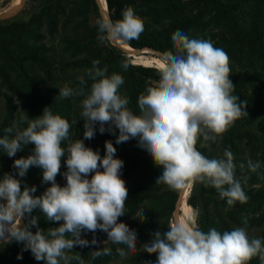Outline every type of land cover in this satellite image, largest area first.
<instances>
[{
    "label": "clouds",
    "instance_id": "9594fccd",
    "mask_svg": "<svg viewBox=\"0 0 264 264\" xmlns=\"http://www.w3.org/2000/svg\"><path fill=\"white\" fill-rule=\"evenodd\" d=\"M97 25L101 43H129L138 40L145 30L144 19L131 6L122 11V19L113 21L105 16ZM171 41L174 50L158 55L159 79L139 95L138 112L129 107V98L120 92L124 77L115 72L109 75L106 67L99 66V60H93L92 67L79 77L78 87L65 85L59 89L61 98L84 97L83 139L71 140L72 124L50 107L34 119L25 113L21 118L27 123L25 128L16 122L4 128L0 152L8 157H14L26 145H34L27 158L14 160L16 175L25 177L35 166L42 169V183L51 186L35 196L36 187L22 188L21 179L13 174L5 173L0 178V240L5 244L13 240L24 243L23 250H30L35 260L44 264H71L73 260L85 264L73 248L97 244L95 238L91 242L81 238L83 232L97 230L107 234L106 242L123 246L116 248L121 259L137 253L136 233L118 222L125 216L128 201L126 182L121 179L124 162L115 158L117 149L111 141H105L103 157L84 142L95 137L97 125L101 134L108 131L116 135L118 130L117 145L136 139L137 146L162 169L156 184L181 192L200 183L214 188L228 207L249 201L245 187L250 177H237L230 147L222 158L211 159L197 148L201 139L205 145L214 143L237 120L247 116L248 102L234 94L230 57L210 39L194 38L183 30H176ZM121 68L126 71L127 63H122ZM62 166H66L62 174L64 186L56 181ZM262 167L260 161L251 158L239 164L242 173L247 168L264 179V173L259 171ZM34 210L59 226L40 228V217L33 215ZM198 216L196 209L190 222L175 216L165 230L155 231L153 239L139 251L155 254V264H250L256 257L264 264V238L249 234L247 220L243 227L203 231ZM91 254L95 260L112 255V249L103 247Z\"/></svg>",
    "mask_w": 264,
    "mask_h": 264
},
{
    "label": "trees",
    "instance_id": "16d2710c",
    "mask_svg": "<svg viewBox=\"0 0 264 264\" xmlns=\"http://www.w3.org/2000/svg\"><path fill=\"white\" fill-rule=\"evenodd\" d=\"M106 5L107 16L113 21L122 19V11L128 6L144 19L145 30L139 39L126 43L133 49L151 48L161 53L174 50L171 35L183 30L194 38L210 39L229 55L230 80L236 87L234 94L240 101L248 102L247 116L237 120L216 142L205 145L201 139L197 148L211 159L222 158L225 149L230 147L237 164V177H250L245 187L249 201L228 207L214 188L196 183L186 204L199 211L198 224L203 231L215 227L223 232L235 226L243 227L247 220L249 234L264 238V179L257 173H249L247 168L243 173L239 169V164L249 158L264 165V0H106L105 9ZM38 6L26 20L0 21V100L4 105L0 137L5 134L4 128L14 122L25 128L27 123L21 121L25 113L34 119L50 107L54 114H60L72 124L71 140L83 139L81 102L84 97L61 98L59 89L65 85L78 87L79 77L92 67L93 60H99V66L106 67L109 75L115 72L124 77L120 92L129 98V107L138 112L139 95L157 82L161 69L132 64L110 42L98 40L97 21L102 17L95 0H42ZM122 63H127L126 71L121 68ZM117 135L118 130L116 135L108 131L101 134L97 125L95 137L84 142L103 157L105 141H111L117 149L115 158L124 162L121 179L126 182L128 201L125 216L118 222L136 233L138 251L121 259L116 248L123 246L109 243L107 247L112 249V255L93 260L91 252L97 251L100 241L108 240L107 234L100 230L81 234L89 242L95 238L97 244L75 246L73 251L82 255L85 264H155V254L139 249L153 239L155 231L167 228L180 192L156 184L162 169L137 146L136 139L117 145ZM33 149L34 145H26L11 158L0 152V178L5 173L13 174L21 179L22 188L35 186L34 195L40 196L51 186L42 183V169L30 167L21 178L13 167L15 159L27 158ZM245 149H248L247 155ZM64 171L66 166H62L61 174L56 177L60 186L66 183ZM259 171L264 173V167ZM33 215L40 217L42 229L59 226L57 222L46 221L39 210H34ZM24 247V243L14 240L0 245V263L44 264L36 261L30 250H23ZM18 255L22 259H17ZM71 264L78 261L73 260ZM250 264L261 262L256 257Z\"/></svg>",
    "mask_w": 264,
    "mask_h": 264
},
{
    "label": "rangeland",
    "instance_id": "374dc122",
    "mask_svg": "<svg viewBox=\"0 0 264 264\" xmlns=\"http://www.w3.org/2000/svg\"><path fill=\"white\" fill-rule=\"evenodd\" d=\"M16 1L17 0H0V13H3L5 11H7L9 8H12L13 5L16 4ZM41 3H42V0H24L23 7L20 9L19 13L13 18L16 19V20H26L28 18V16L33 11H36L39 8L38 5L41 4ZM101 8L104 10V14H105L104 16H106L107 12L105 11V7L103 6V0H102ZM10 20H6L5 22L10 21ZM119 43H122V42H119ZM116 44H118V42H116ZM126 57H128L129 61L132 64L144 65V66H154V67L160 69V64H159L158 57H156L155 54H153V53H151L149 51H145L143 53L136 54V55H128V54H126ZM3 112H4V105H3L2 101L0 100V118L3 115ZM244 154H246V155L248 154V149H245ZM190 190H191V188L190 189H186L184 191V198H183V202L181 203V207H180V217L179 218L182 221H185V222H190L189 221V217L193 213V209L186 204V199H187V197H188V195L190 193ZM106 241H100L97 244L96 249L100 250L103 247H107L108 244L111 243V242H106ZM109 264H113V262L109 263Z\"/></svg>",
    "mask_w": 264,
    "mask_h": 264
},
{
    "label": "water",
    "instance_id": "95a60500",
    "mask_svg": "<svg viewBox=\"0 0 264 264\" xmlns=\"http://www.w3.org/2000/svg\"><path fill=\"white\" fill-rule=\"evenodd\" d=\"M97 5H98V8H99V14L101 15V17H105L104 15V12L102 11V9L100 8L97 0H95ZM105 3H106V0H105ZM24 5V0H21L20 4L18 6H16L15 8L9 10V11H6V12H3V13H0V21H6V20H10L12 19L13 17H15L20 9L23 7ZM105 11L107 12V5H106V9ZM107 16V15H106ZM125 43V42H124ZM111 44L117 48L118 50H120L123 54H128V55H136V54H140V53H143L145 51H149L153 54H155L156 56H158L161 52L157 51V50H154V49H151V48H144V49H133L130 47L131 49V52H129L127 49H124L122 48L121 46H119L118 44H116V42H111ZM183 198H184V190L180 192L179 196H178V199L176 201V204H175V209L173 211V218L175 216H179L180 215V207H181V203L183 201ZM23 222V221H22ZM4 244V241L0 240V245Z\"/></svg>",
    "mask_w": 264,
    "mask_h": 264
},
{
    "label": "bare ground",
    "instance_id": "6f19581e",
    "mask_svg": "<svg viewBox=\"0 0 264 264\" xmlns=\"http://www.w3.org/2000/svg\"><path fill=\"white\" fill-rule=\"evenodd\" d=\"M20 2H21V0H17V1H16V4L14 3L15 5H13V7H12V8H9L7 11H9V10L15 8L16 6H18V5L20 4ZM97 2H98L99 6H100V8H101L102 0H97ZM103 6L105 7V0H103ZM101 9H102V8H101ZM102 11L104 12L103 9H102ZM5 12H6V11H5ZM118 45L121 46V47L124 48V49H127L129 52H131L130 47H129L126 43H124V42L119 43V42H118ZM184 191H185V190H184ZM182 202H183V201H182ZM179 217H180V215H179Z\"/></svg>",
    "mask_w": 264,
    "mask_h": 264
}]
</instances>
